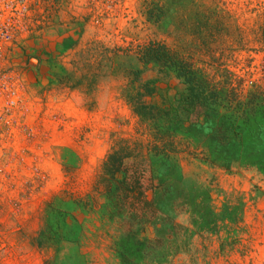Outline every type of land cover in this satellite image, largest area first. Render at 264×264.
<instances>
[{
  "label": "rangeland",
  "instance_id": "rangeland-1",
  "mask_svg": "<svg viewBox=\"0 0 264 264\" xmlns=\"http://www.w3.org/2000/svg\"><path fill=\"white\" fill-rule=\"evenodd\" d=\"M33 25L20 59L37 135L2 160L0 264H264V109L176 116L187 85L138 53L164 42L236 100L264 88V0H55ZM145 84L168 118L137 113ZM161 133L170 158L99 182L120 140Z\"/></svg>",
  "mask_w": 264,
  "mask_h": 264
},
{
  "label": "trees",
  "instance_id": "trees-1",
  "mask_svg": "<svg viewBox=\"0 0 264 264\" xmlns=\"http://www.w3.org/2000/svg\"><path fill=\"white\" fill-rule=\"evenodd\" d=\"M138 53L144 65L154 64L160 72L174 73L178 79L187 85V94L179 99V107L172 110V113H176V116L181 110L189 113L197 107H201L209 111V116L213 114L223 121L248 122L264 109V88L259 87L255 91L248 92L247 95L242 91L237 95L236 100L222 99L220 91L208 84L205 76L200 71L195 70L185 58L177 55L164 42L150 41L141 46ZM144 89V93L138 92L134 98L137 113L154 120L163 117L168 118L171 113L169 110L161 109L156 105H149L142 99L143 96H152L155 88L145 84ZM163 134L161 133V139L156 140L157 144H144L139 141L131 144L130 140H120L105 158L103 173L99 177V182L108 185L111 180L115 179L114 176L125 168V161L131 157H142L147 160L151 152H155V155L170 158V150H167L169 147L166 143H163ZM139 146L141 150L146 149L145 154L137 150Z\"/></svg>",
  "mask_w": 264,
  "mask_h": 264
},
{
  "label": "built area",
  "instance_id": "built-area-1",
  "mask_svg": "<svg viewBox=\"0 0 264 264\" xmlns=\"http://www.w3.org/2000/svg\"><path fill=\"white\" fill-rule=\"evenodd\" d=\"M54 1L0 0V168L7 166L4 157L34 152L31 140L37 132L32 123L38 98L20 56L34 20Z\"/></svg>",
  "mask_w": 264,
  "mask_h": 264
}]
</instances>
